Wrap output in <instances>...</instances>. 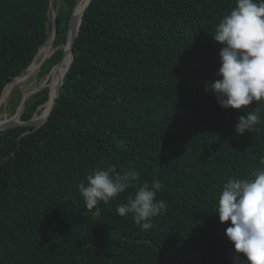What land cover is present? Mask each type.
<instances>
[{"label":"trees","instance_id":"trees-1","mask_svg":"<svg viewBox=\"0 0 264 264\" xmlns=\"http://www.w3.org/2000/svg\"><path fill=\"white\" fill-rule=\"evenodd\" d=\"M78 1L0 0V101L50 43L54 20L58 49L42 58L40 75L60 64ZM233 7L92 0L48 121L0 131V264H233L218 197L229 177L264 169V105L247 106L261 108L260 123L238 135L246 112L221 108L205 89L219 79L215 28ZM49 90L27 99L22 120L43 110ZM10 95L15 113L23 94ZM112 165L137 176L96 215L78 185ZM156 179L166 210L145 231L116 209Z\"/></svg>","mask_w":264,"mask_h":264},{"label":"clouds","instance_id":"clouds-1","mask_svg":"<svg viewBox=\"0 0 264 264\" xmlns=\"http://www.w3.org/2000/svg\"><path fill=\"white\" fill-rule=\"evenodd\" d=\"M213 39L222 45L219 52V79L206 82V91L212 92L223 109L237 111L255 102L264 105V0H235L215 28ZM260 107L246 112L235 125V132L243 135L252 132L260 123ZM264 164V158H261ZM137 174L134 171H117L112 165L106 170H94L86 183L78 185L85 207L99 215L101 202L112 199L129 189ZM163 185L158 179L145 182L127 197V203L117 207L119 216L133 214L134 222L148 230L151 218L166 210L156 194ZM215 212L223 224L230 221L225 235L233 244V264H241V255L246 264H264V169L253 171L251 179L229 177L222 186Z\"/></svg>","mask_w":264,"mask_h":264},{"label":"bare ground","instance_id":"bare-ground-1","mask_svg":"<svg viewBox=\"0 0 264 264\" xmlns=\"http://www.w3.org/2000/svg\"><path fill=\"white\" fill-rule=\"evenodd\" d=\"M85 0H82V4L81 6L78 8L77 12H76V16L78 18H80V13L81 10L83 8V4H84ZM77 18V20L74 23L73 26V30L77 31L78 25H79V19ZM53 41H50V43L48 45H45L43 47L40 48L39 53L37 54L34 63L30 66V68L27 69L26 73L22 74L20 77L16 78L13 82H11L8 87L5 89L4 95L2 97L1 100V105L4 103V101H6V99L10 96V94L12 93V91L14 90V88L16 87V85L18 83H21L22 81L26 80L28 76L36 74V71L39 72L41 70V67L43 65V60L42 58L45 57L46 54H49L48 56L51 55V53H53ZM65 47H63L64 49ZM66 59L64 60V63L58 66H54L50 72H48L44 77L41 78V80L39 81L38 86H35L33 88H26L23 91V97H27L29 98L31 91H33L34 89H36L37 87L43 86V88L45 87H54L56 86L55 89V94L53 96V98H55L58 94L59 88L62 85V81H63V73L64 70L67 68L68 64H69V60H70V54L68 52L65 53L64 56ZM35 72V73H34ZM25 77V78H24ZM47 104V103H46ZM48 109V106H44L43 110H42V114L44 115L46 113ZM23 111V107H21L20 109H18L17 114L11 116V117H7L6 120L8 119H12V120H16L20 117L21 113ZM14 113V112H13Z\"/></svg>","mask_w":264,"mask_h":264},{"label":"water","instance_id":"water-1","mask_svg":"<svg viewBox=\"0 0 264 264\" xmlns=\"http://www.w3.org/2000/svg\"><path fill=\"white\" fill-rule=\"evenodd\" d=\"M91 2H92V0H85V2L83 4V8H82L81 13H80V18H78L75 13H76V10L78 8V5L80 4V0H79L78 4L76 6L75 12L73 14V17H72V20H71V23H70V27H69V31H68L67 43L64 46L65 47L64 48V54H63L62 60L59 62L62 65L64 63V60L66 59L64 57L65 53L68 52L70 54L69 64H68L67 68L64 70V73H63L62 84L64 82V78H65L66 74L68 73V71H69V69H70V67H71V65L73 63V60H74V53H73L74 41H75V39H76V37H77V35L79 33V29H80V25H81L82 20H83V16H84L87 8L91 4ZM77 18L79 19V25H78L77 31H74L73 30V26H74V23L77 20ZM56 31H57L56 20H54V34H55V37H56ZM41 89H44L43 86L37 87L36 89L31 91L30 96L35 94L36 92L40 91ZM59 90H60V88H59ZM58 93H59V91H58ZM57 97H58V94H57V96L55 98H53L52 92H51V89H50L49 90V97H48V100L46 102L47 104H49L48 105V109H47V112L40 117V119H37L34 116L30 120H22L21 119V115H20V119L19 120L8 119V120L1 121L0 122V131L6 130V129H9V128H12V127H16V126H28V127H40V126H43L48 121V119L51 116V113H52L53 109L55 108V105H56V102H57ZM27 99H28L27 97H23L22 98V100H21V102L19 104V107L17 108V110L15 112V115L17 114L18 109H20L21 107L24 106V104L27 101ZM46 103H45V105H46ZM0 106H1V101H0Z\"/></svg>","mask_w":264,"mask_h":264},{"label":"rangeland","instance_id":"rangeland-1","mask_svg":"<svg viewBox=\"0 0 264 264\" xmlns=\"http://www.w3.org/2000/svg\"><path fill=\"white\" fill-rule=\"evenodd\" d=\"M82 1V0H81ZM53 14H55V13H53ZM49 41H53V43H55V34H54V31H52L51 32V35H50V38H49V40L47 41V43L49 42ZM46 43V44H47ZM59 48H62V47H59ZM57 49H58V47H56L55 45H53V53H51V55L50 56H48V59L57 51ZM40 51V50H39ZM39 53V52H38ZM47 60V59H46ZM34 63V62H33ZM60 65V64H59ZM56 66H58V65H56ZM30 68V67H29ZM27 71V70H26ZM26 71L24 72V74L26 73ZM35 73V72H34ZM40 73H41V70L39 71V72H37L36 71V74H33V75H30V76H28L27 77V79L26 80H24V81H22L21 83H18L17 85H16V87L15 88H19V89H21V91H22V94H23V91L26 89V88H33V87H35V86H38V84H39V81L41 80V78H42V76L40 75ZM44 77V76H43ZM25 78V77H24ZM58 85V84H57ZM56 85V86H57ZM56 86H54V87H49L50 89H51V92H53V95L52 96H54V94L56 93L55 92V89H56ZM14 88V89H15ZM46 88V87H45ZM11 97V95L6 99V101H4V103L0 106V122L1 121H4V120H6V118L7 117H11V116H13L15 113H13L12 112V108H14V106L12 105V104H9L8 103V101H9V98ZM49 104H46V105H44V106H48ZM44 106H42V107H44ZM19 107V105L17 106V108ZM17 108H16V110H17ZM24 110H25V104H24V106H23V111H22V113L24 112ZM38 112L39 113H37L36 115H35V117H39V116H41L42 115V111L39 109L38 110ZM21 113V114H22Z\"/></svg>","mask_w":264,"mask_h":264}]
</instances>
